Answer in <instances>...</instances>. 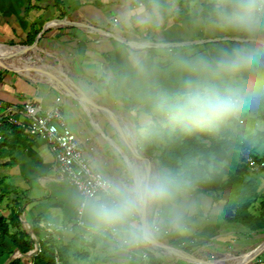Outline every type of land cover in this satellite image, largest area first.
<instances>
[{"label": "crops", "instance_id": "crops-1", "mask_svg": "<svg viewBox=\"0 0 264 264\" xmlns=\"http://www.w3.org/2000/svg\"><path fill=\"white\" fill-rule=\"evenodd\" d=\"M180 1L137 0L139 6L133 0H0V47L19 50L37 42L33 57L22 62L26 71L40 78L24 77L0 60V215L7 217L15 208L20 229L35 242L32 252L38 240L51 236L56 247L68 245L73 254L86 253V259L74 264H141L140 251L160 264H264V231L225 222L223 201L207 195L190 192L181 205L183 226L174 228L165 219L154 237L203 262L148 243L120 245L84 209V225L70 227L85 198L58 177L48 146L29 133L31 123L22 114L26 102L38 103L43 110L58 106L82 141L88 164L104 177L122 178L128 163L161 169L155 157L167 125L158 124L151 135L144 134L155 117L137 86L135 62L142 60L156 82L174 88L176 55L214 56L236 43L202 22L206 0H190L186 16L174 22L172 14ZM223 38L233 40H217ZM51 74L68 80L42 76ZM226 126L244 139L259 135L264 131V104L227 119ZM147 136L155 147L150 154L143 145ZM253 146L262 153L254 156L264 161V138L254 137ZM253 177L258 204L264 200V169ZM33 227L39 228V239ZM258 247L262 248L256 254L237 262V257ZM32 252L21 255L10 238L0 237V264L17 259L29 264Z\"/></svg>", "mask_w": 264, "mask_h": 264}, {"label": "clouds", "instance_id": "clouds-1", "mask_svg": "<svg viewBox=\"0 0 264 264\" xmlns=\"http://www.w3.org/2000/svg\"><path fill=\"white\" fill-rule=\"evenodd\" d=\"M202 22L236 43L214 56L176 55L177 85L156 82L145 63L135 62L137 86L158 124L183 131L205 129L264 104V0H206ZM186 170L153 169L128 163L122 178L101 177L82 207L120 245L139 246L154 239L167 219L181 228L184 199L193 187Z\"/></svg>", "mask_w": 264, "mask_h": 264}, {"label": "trees", "instance_id": "trees-1", "mask_svg": "<svg viewBox=\"0 0 264 264\" xmlns=\"http://www.w3.org/2000/svg\"><path fill=\"white\" fill-rule=\"evenodd\" d=\"M189 2L180 1L172 14L174 22L186 16ZM163 131L165 140L155 157L160 168L190 172L194 181L191 193L223 201L222 219L225 222L252 232L264 231V200L257 204L259 197L254 174L246 166L244 157L248 155L253 138H264V131L244 139L226 126V120L205 129L183 131L167 125ZM147 139L148 136L143 145L150 154L155 147L149 145ZM18 215L13 206L7 217L0 215V237L10 238L13 247L24 255L32 252L35 242L26 230L20 229ZM32 234L39 239V228L33 227ZM37 244L38 252L30 253L29 264H74L87 258L86 253H71L68 245L56 247L51 236L38 240ZM147 255L150 264H160L152 254ZM11 264H20V261L14 260Z\"/></svg>", "mask_w": 264, "mask_h": 264}, {"label": "built area", "instance_id": "built-area-1", "mask_svg": "<svg viewBox=\"0 0 264 264\" xmlns=\"http://www.w3.org/2000/svg\"><path fill=\"white\" fill-rule=\"evenodd\" d=\"M137 2V0H133ZM137 5H141L137 2ZM171 51V49H168ZM22 114L30 121L29 133L39 136L48 146L54 158V168L58 177L71 185L85 198L94 191L98 181L104 177L102 173L90 167L84 157L82 141L74 134L66 123V119L58 106L43 110L41 105L34 102H26L22 108ZM10 122L16 123L11 117ZM243 123V121H239ZM245 164L251 173L257 174L264 169V161H256L251 155H245ZM82 205L79 207L76 222L70 227H82ZM138 247V246H136ZM36 248L33 253H37ZM141 264H150L148 255L140 251Z\"/></svg>", "mask_w": 264, "mask_h": 264}, {"label": "water", "instance_id": "water-1", "mask_svg": "<svg viewBox=\"0 0 264 264\" xmlns=\"http://www.w3.org/2000/svg\"><path fill=\"white\" fill-rule=\"evenodd\" d=\"M217 40H225V41H230L233 40L231 38H223V39H217ZM37 42L35 41L31 46L26 47L25 49H17L14 47H0V60L4 63H6L7 66L11 67L12 69H14L16 72H18L20 75L24 76V77H28V78H40L41 75H32L31 73H29L28 71H26L25 67H24V62H22L24 60L25 57H33V54L35 53V47H36ZM10 58L14 59L15 62H17L16 64H13L10 61ZM18 60V61H17ZM42 76H46V77H50V78H55V79H62V80H68L66 79V77L59 75V74H51V75H42ZM69 85L76 90V87L73 85L72 82L68 81ZM148 244L152 245L153 247H156L158 249H162L165 251H168L170 253H173L175 255L181 256L185 259L191 260L193 262H203L199 259H196L195 257H193L192 255L180 250V249H176L174 247H171L167 244L161 243L160 241H156V240H151L150 242H148ZM262 247H258L256 249H254L253 251H250L248 253H245L239 257H237V262L243 259H246L254 254H256ZM203 263L205 264H214L212 262H206L204 261Z\"/></svg>", "mask_w": 264, "mask_h": 264}, {"label": "rangeland", "instance_id": "rangeland-1", "mask_svg": "<svg viewBox=\"0 0 264 264\" xmlns=\"http://www.w3.org/2000/svg\"><path fill=\"white\" fill-rule=\"evenodd\" d=\"M165 127V126H164ZM255 146L251 147L249 150H248V153L252 154V156H256V155H259L261 156L262 153L258 150V149H252L254 148ZM249 155V154H248Z\"/></svg>", "mask_w": 264, "mask_h": 264}]
</instances>
